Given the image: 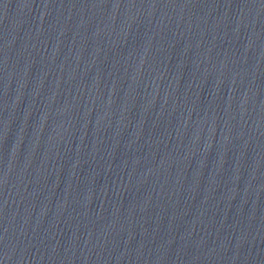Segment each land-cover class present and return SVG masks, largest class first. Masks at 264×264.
<instances>
[{"label":"water","instance_id":"1","mask_svg":"<svg viewBox=\"0 0 264 264\" xmlns=\"http://www.w3.org/2000/svg\"><path fill=\"white\" fill-rule=\"evenodd\" d=\"M0 264H264V0H0Z\"/></svg>","mask_w":264,"mask_h":264}]
</instances>
